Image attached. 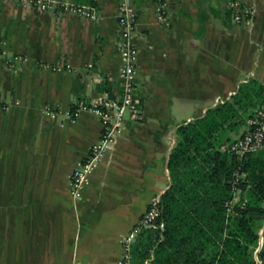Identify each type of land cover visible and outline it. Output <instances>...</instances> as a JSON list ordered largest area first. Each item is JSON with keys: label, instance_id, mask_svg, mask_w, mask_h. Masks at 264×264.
Instances as JSON below:
<instances>
[{"label": "crops", "instance_id": "0c3cea01", "mask_svg": "<svg viewBox=\"0 0 264 264\" xmlns=\"http://www.w3.org/2000/svg\"><path fill=\"white\" fill-rule=\"evenodd\" d=\"M67 1H94L96 16L0 0V264H120L123 238L171 184L178 125L249 77L264 83V0H241L250 22L228 14L231 0H168L167 22L155 0H132L141 117L126 114L75 198L69 175L102 125L87 108L68 111L120 94L122 61L119 0ZM14 53L27 59L12 69L5 58Z\"/></svg>", "mask_w": 264, "mask_h": 264}, {"label": "trees", "instance_id": "16d2710c", "mask_svg": "<svg viewBox=\"0 0 264 264\" xmlns=\"http://www.w3.org/2000/svg\"><path fill=\"white\" fill-rule=\"evenodd\" d=\"M72 3L96 9L94 1ZM227 11L233 17L236 8ZM263 104L264 83L249 77L178 125L167 163L171 184L160 194L163 227L140 230L130 264L151 255L152 264H264V148L242 155L221 149L245 134Z\"/></svg>", "mask_w": 264, "mask_h": 264}, {"label": "built area", "instance_id": "2783aa9c", "mask_svg": "<svg viewBox=\"0 0 264 264\" xmlns=\"http://www.w3.org/2000/svg\"><path fill=\"white\" fill-rule=\"evenodd\" d=\"M23 5H35L41 10H59L75 13L77 15L94 18L96 12L86 5L75 4L67 0H20ZM229 5L236 8L233 13L235 21L250 22L253 17V9L249 4H242L239 0H232ZM168 0H155V13L160 21L167 22ZM137 11L132 0H119L117 10V22L119 27V49L121 52V67L119 78L122 90L120 94L109 96L106 93L96 96L90 103L80 101L75 107L70 108L68 114L73 117L80 109L87 108L99 116L101 120V134L97 142L93 143L87 155L73 168L69 175L70 194L75 198H81L85 188L89 185L91 174L96 166L105 157L108 148L116 142L123 130L125 116L129 114L133 118H140V106L136 96L138 85V49L135 43ZM0 54H6V50L0 48ZM26 56L19 53L8 55L5 63L14 69L25 61ZM229 96V95H228ZM227 96V97H228ZM227 97H216L215 104L224 101ZM45 115L56 116L53 106L45 104L42 108ZM249 128L241 137H237L221 145V149L242 155L248 151L264 148V104L257 111L255 117L249 122ZM236 180L238 173H236ZM235 180V181H236ZM160 194L151 197L148 207L123 238V254L120 264H130L131 244L142 228L163 227V223L157 224L160 212ZM231 207V206H230ZM153 255L145 259L146 264H152Z\"/></svg>", "mask_w": 264, "mask_h": 264}, {"label": "water", "instance_id": "95a60500", "mask_svg": "<svg viewBox=\"0 0 264 264\" xmlns=\"http://www.w3.org/2000/svg\"><path fill=\"white\" fill-rule=\"evenodd\" d=\"M262 239H263V237H262V230H261V239H260V243H262Z\"/></svg>", "mask_w": 264, "mask_h": 264}, {"label": "rangeland", "instance_id": "374dc122", "mask_svg": "<svg viewBox=\"0 0 264 264\" xmlns=\"http://www.w3.org/2000/svg\"><path fill=\"white\" fill-rule=\"evenodd\" d=\"M235 137H237V136H235Z\"/></svg>", "mask_w": 264, "mask_h": 264}]
</instances>
